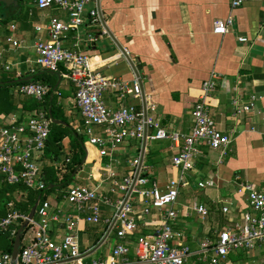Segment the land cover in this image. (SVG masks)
Listing matches in <instances>:
<instances>
[{
	"label": "crops",
	"instance_id": "0c3cea01",
	"mask_svg": "<svg viewBox=\"0 0 264 264\" xmlns=\"http://www.w3.org/2000/svg\"><path fill=\"white\" fill-rule=\"evenodd\" d=\"M16 1V6L0 5L3 8L0 12V91L3 84L18 80L41 84L56 82L50 95L55 99L59 114L69 113L75 123L79 121L82 125V129L76 128V131L81 137L87 138V142L84 140L82 144L84 157L72 173L74 175H71L73 179L80 173L78 184H68L60 189L61 197L57 196L53 203L66 213H73V207L62 201V195L74 186H99L101 193L111 200V205L100 204L101 218L97 224L85 221L88 211L77 216L74 233L82 260L84 264H89L94 259L86 262L83 255L94 249L108 233L112 224L109 221L115 215L113 204L122 196L119 191L111 192V174L119 180L128 176L134 169L131 162L143 157L148 186L152 184L164 191L169 180L178 175V170L172 165L176 149L172 148L169 140H146L144 151V140L136 139L112 146L91 145L90 136L85 134L83 119L73 103V84L55 73L43 74L48 71L35 63L37 55L34 45L39 39L47 38L44 31L47 22L51 18L66 20L67 14L55 8L39 11L30 0ZM230 3L231 0H99L97 7L103 19L101 25L80 27L78 31L68 33L64 41L66 48L96 57L100 63L93 69L99 75L131 82L136 75L127 56L117 46L118 43L128 53L133 65L141 67L138 74L142 101L154 106V110H148V114L157 118L168 131L190 133L193 106L200 86L211 73L217 75L215 91L208 100V112L216 129L227 134L231 143L224 156L205 145L197 146L194 169L188 173L187 183L179 190L175 204L179 207L176 209L178 218L174 227L182 234V244L193 251L198 250L207 239L216 241L221 231L243 223V216L249 212L250 206L242 184L249 182L264 194V0H250L236 9H231ZM229 16L233 20L232 26L224 35H214L213 22L225 20ZM12 25L14 30L10 28ZM88 36L94 38L92 43L87 41ZM10 37L20 41V47L9 44L7 39ZM239 38H245L246 41L240 42ZM93 61L90 60V63ZM62 70L65 71L64 68ZM18 85L7 87L8 98L4 104L0 103L1 122L25 121L35 111L24 108L25 103L33 98L19 95ZM252 98L255 102L249 113L233 116V100L238 99L243 105ZM103 101L111 109H118L121 105H133L138 110L144 107L131 95L119 101L110 90L104 93ZM55 121L62 123L53 124L67 125L62 119ZM92 132L95 137H105L103 127H93ZM152 132L148 130V134ZM68 142L69 139L64 138V145ZM71 161L66 155L54 158L44 150L38 162L43 174L44 166L58 167ZM157 175H160L161 183L155 178ZM206 182L211 185H204ZM0 184L8 185L1 177ZM50 193L52 195L53 192ZM180 197H184L185 201L179 202ZM20 199L25 201L23 196ZM9 204L7 214L11 210L15 211L13 204L12 207ZM194 205L203 206L207 213L196 214L192 211ZM223 207H227L228 211L223 212ZM133 208L136 230L129 236L127 243L130 264H136V241L151 235L161 219L160 214L153 209L144 214L138 199L133 203ZM21 223L10 228L11 237H15ZM51 226L54 239L61 241L66 232L64 226L59 227L56 223ZM116 229V225L112 226L107 238L99 245L101 247L113 234L114 244L98 259L104 260L110 256L114 246L120 242L116 237ZM12 230L15 231L14 236L11 235ZM25 233L27 228L21 241ZM82 234L90 238L82 239L81 243ZM97 238L99 241L94 245ZM228 259L231 264H264V242L252 249L231 253ZM185 264L208 262L192 256Z\"/></svg>",
	"mask_w": 264,
	"mask_h": 264
},
{
	"label": "built area",
	"instance_id": "2783aa9c",
	"mask_svg": "<svg viewBox=\"0 0 264 264\" xmlns=\"http://www.w3.org/2000/svg\"><path fill=\"white\" fill-rule=\"evenodd\" d=\"M39 11L55 8L67 14V19L51 18L44 31L46 39H39L34 45L37 58L35 63L48 72L70 80L74 87L73 103L79 110L85 126V134L90 136L89 143L98 147L106 144L115 145L128 139L136 140H169L176 154L172 165L178 170L176 178L169 180L164 191L155 185L148 186L149 180L144 176L146 166L140 157L131 162L133 171L122 179L111 174V192H120L121 198L113 204L116 225V237L120 241L106 259H94L89 264H130L127 245L129 236L136 230L133 203L138 199L144 214L151 209L160 214V222L151 235L138 239L134 253L136 264H185L192 256L200 257L208 264H231L228 257L238 250L252 249L264 242V194L246 182L241 185L247 194L249 212L243 216L242 224L218 233L216 241L205 240L196 251L183 245L182 234L174 225L178 211L174 209L179 190L187 183V175L194 169L197 146L205 145L224 156L231 143V138L215 127L208 112V100L216 88L217 75H211L202 82L199 95L194 102L193 125L189 134L168 131L157 118L148 114L154 106L142 101L141 81L135 77L131 82L120 78L101 76L93 67L100 62L96 57L73 51L64 46L68 33L78 31L80 27L101 25L102 15L97 7L99 0H30ZM250 0H231V9H236ZM89 5L91 7L89 8ZM232 17L213 22L212 33L224 35L232 26ZM12 30L15 27L10 26ZM40 29V28H38ZM104 34L106 30L102 29ZM92 43L94 38L87 37ZM245 42V38H239ZM7 42L20 47V41L13 37ZM123 53V52H122ZM124 56L128 53L124 50ZM90 60H94L90 63ZM64 68L65 71L62 70ZM6 70H9L6 67ZM116 94L119 101L131 95L144 107L138 110L133 105H121L118 109L106 107L103 95L107 91ZM19 95L42 102L53 93L49 86L41 83H22L17 87ZM255 99L241 104L233 100V116L249 113L254 107ZM51 120L44 110H35L25 121H0V177L8 185H23L27 190L41 191L46 187L43 181L39 159L43 155L49 133ZM93 127H103L105 137L93 136ZM152 134H148V130ZM264 134V124L262 128ZM68 162V160H66ZM204 185H211L206 182ZM200 184L201 187L204 186ZM62 201L73 207V213H66L62 207L49 201L47 197L39 199L34 217L27 227V243L21 245L15 264H84L77 236L75 223L78 214L88 211L85 221L97 224L101 218L100 204L111 205V200L101 193L99 186L70 187L63 195ZM12 207V204H9ZM192 211L205 215L207 210L201 205H194ZM228 208L223 207V212ZM26 218L16 211H10L0 218V232L9 231ZM109 221V224L112 223ZM52 223L64 226L65 235L56 241L51 234ZM15 231H11L14 236ZM11 252L0 255V264H12Z\"/></svg>",
	"mask_w": 264,
	"mask_h": 264
},
{
	"label": "trees",
	"instance_id": "16d2710c",
	"mask_svg": "<svg viewBox=\"0 0 264 264\" xmlns=\"http://www.w3.org/2000/svg\"><path fill=\"white\" fill-rule=\"evenodd\" d=\"M45 73H51V72H44L43 74ZM27 82H33V81L18 80V81H12L11 83L3 84L2 89L0 91V103L4 104L5 103L4 101L6 100V98H8L9 89L7 87L13 86L15 84H21ZM46 84L52 89L55 87L56 82L54 83L53 81H50L47 82ZM24 108L28 111L44 110L46 111L48 116H49L48 111H50V115L53 117V119L55 120L61 119L59 114L60 111L58 107H56L55 105V99L53 98V96L50 95V93L45 97V99L42 102L36 101L35 99L28 100L27 103H25ZM62 121L64 120L62 119ZM62 128H63L62 125H57L53 123L50 124V133L45 147V153L50 154L54 158H57L61 154V150H62L61 141L66 137L67 134L66 132L63 131ZM73 133L75 134V143H74L75 155L73 156L71 163L70 164L62 163L58 167L44 166L43 181L46 184L44 190L41 191L27 190L23 185L20 184L19 185L0 184V217H3L7 214L8 211L7 205L9 203L13 204V210L27 216L31 207L34 205V203L37 201L39 197L43 198L49 195V193L52 192L53 188L55 187H64L69 184V182L72 179L71 178L72 173L74 172L76 166H78L81 163L84 157V150L82 146L84 140L75 131H73ZM144 176L146 175L144 174ZM49 185L52 186L51 189L49 188L47 189ZM20 196L25 197V201H22L20 199ZM9 233L10 231L0 232V255L4 252H9L11 250L14 238L11 237ZM98 241L99 238H97L94 245Z\"/></svg>",
	"mask_w": 264,
	"mask_h": 264
},
{
	"label": "rangeland",
	"instance_id": "374dc122",
	"mask_svg": "<svg viewBox=\"0 0 264 264\" xmlns=\"http://www.w3.org/2000/svg\"><path fill=\"white\" fill-rule=\"evenodd\" d=\"M2 11H3V8L0 6V12H2ZM22 11H24L23 7H22ZM37 68H39V66H37ZM60 118L63 119L67 124L66 125L67 127L62 125L63 126L62 129L64 132L67 133L65 138L69 139V142L66 145H64V143H63L64 139L61 141L62 150H61L60 155H66V156H68V158H71V160H72L73 156L75 155V149H74L75 134L73 133V131H75L77 133L76 128L82 129V125L79 124V121H77L78 124L75 123L76 121L74 120V118L69 113H67V114L64 113L63 115L60 114ZM78 135H80V134H78ZM82 138H83V140H86V142H87V138L85 136H82ZM131 142H133V144H139L136 141H131ZM148 143H151V142H148ZM83 168L86 169V166H84ZM79 175H80V173H77V175L75 177H73V179H71L69 184H73V185L78 184L77 178ZM155 178H157L159 181L160 175H157V177H155ZM159 183H161V182L159 181ZM60 189H63V187L53 188L52 195H51V193H49V195H47V199L51 202H54V200H56V198H58L57 196H59V194L62 191ZM54 192H55V194H54ZM183 200H184V197H180V200L178 199L179 202L180 201L182 202ZM178 207H179L178 205L174 206V209L176 210ZM28 235H29L28 232L24 234V238L21 241V245H25L27 243ZM88 238H90L89 235L82 234L80 242L82 243V239H88ZM114 242H115L114 236H113V234H110L106 243H104L101 247H99L94 253L90 254L88 257H85L84 261L88 262L89 260L98 259V258L104 256V254L107 252V249L109 247H111L114 244Z\"/></svg>",
	"mask_w": 264,
	"mask_h": 264
},
{
	"label": "water",
	"instance_id": "95a60500",
	"mask_svg": "<svg viewBox=\"0 0 264 264\" xmlns=\"http://www.w3.org/2000/svg\"><path fill=\"white\" fill-rule=\"evenodd\" d=\"M0 5L1 6L4 5L6 7H9L11 5L16 6L17 5V1L16 0H0ZM102 21H103V19H102ZM105 29L107 30L108 34L110 36H112L111 33L108 31L107 27H105ZM113 40L115 41L114 38H113ZM115 42L117 43V41H115ZM117 46L119 47V49L124 54V49L118 43H117ZM126 58H127L128 62L130 64V66L132 67L133 71L135 72L136 77H138L140 79L139 74H138V70H140L141 67H139V66L138 67H135V65H133V63L130 61L129 57L127 56ZM49 118H50V120H51L52 123H62L60 121H55L52 118V116L50 115V113H49ZM142 149H143V151L145 149V140L143 141ZM142 160H143V157H140V161L141 162H142ZM50 187L51 186H49L48 188H50ZM38 200H39V198L34 203V205L31 207L28 215L26 216V218L23 220V222L21 223V225L17 229V232H16L15 237H14V242H13L12 250H11V256H12V261H13L12 264H15L16 256H17V254H18V252L20 250V247H21V237H22V235L24 233V230L28 227L30 220H32V218L34 217L35 210H36V207H37V204H38ZM113 223H114V220H113L112 224L110 225V228L108 230V233L111 230V227L113 226ZM108 233L104 236V238L100 241V243L94 249H92L91 251L87 252L85 255H83V257L89 256L90 254H92L99 247V245H101V243H103V241L107 238Z\"/></svg>",
	"mask_w": 264,
	"mask_h": 264
}]
</instances>
